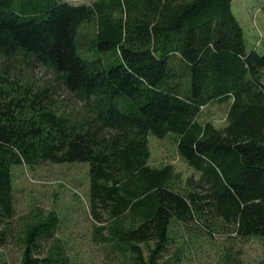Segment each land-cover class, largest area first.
<instances>
[{"label": "trees", "instance_id": "16d2710c", "mask_svg": "<svg viewBox=\"0 0 264 264\" xmlns=\"http://www.w3.org/2000/svg\"><path fill=\"white\" fill-rule=\"evenodd\" d=\"M231 2L0 0V248L14 241L18 264L73 260L54 211L12 226L22 164L87 163L91 240L125 264H180L189 228L264 239V54L246 50ZM87 25L111 53L78 55ZM214 103H228L219 128L200 119ZM169 134L199 178L148 163V137Z\"/></svg>", "mask_w": 264, "mask_h": 264}, {"label": "rangeland", "instance_id": "374dc122", "mask_svg": "<svg viewBox=\"0 0 264 264\" xmlns=\"http://www.w3.org/2000/svg\"><path fill=\"white\" fill-rule=\"evenodd\" d=\"M74 5L90 4L94 0H63ZM264 0H232L231 10L243 29L248 52L264 54ZM94 25L82 26L77 34V53L82 58L96 59L111 52L94 50L91 41ZM93 56V57H92ZM112 60V59H111ZM104 60L103 62H105ZM33 75L42 82H53V77L40 67L33 69ZM55 99L61 100L66 109L78 108L80 102L61 88L56 89ZM66 103V104H65ZM228 103L211 104L202 110L201 120L212 121L219 128L225 123ZM173 135L164 139L148 137L150 158L154 167L171 165L181 180L199 178L200 173L190 168L176 152ZM14 219L12 226L18 227L22 218L46 215L54 211L60 221L58 236L66 242L73 256L71 264H125L115 253L103 246L95 245L92 238L95 224L89 214V175L87 163L48 164L33 167L18 165L13 168ZM22 219V220H21ZM203 231V230H202ZM200 229L189 228L182 239L187 243L186 253L180 264H229L238 258L237 264H264V239L235 240L227 228H214L212 236ZM180 240L177 236L176 243ZM173 249V247L171 248ZM230 254V256H228ZM20 251L11 241L0 248V264H18ZM234 264V263H233Z\"/></svg>", "mask_w": 264, "mask_h": 264}]
</instances>
